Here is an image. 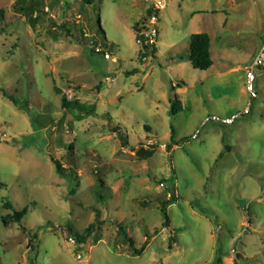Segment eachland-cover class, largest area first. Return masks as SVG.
<instances>
[{
	"label": "rangeland",
	"instance_id": "rangeland-1",
	"mask_svg": "<svg viewBox=\"0 0 264 264\" xmlns=\"http://www.w3.org/2000/svg\"><path fill=\"white\" fill-rule=\"evenodd\" d=\"M165 1L145 60L134 26L151 0H0V264H264V69L257 98L245 87L264 0ZM196 32L206 70L189 60Z\"/></svg>",
	"mask_w": 264,
	"mask_h": 264
},
{
	"label": "trees",
	"instance_id": "trees-1",
	"mask_svg": "<svg viewBox=\"0 0 264 264\" xmlns=\"http://www.w3.org/2000/svg\"><path fill=\"white\" fill-rule=\"evenodd\" d=\"M86 1L87 3H91V0H84ZM150 11V9H148V12ZM135 28V31L137 30L138 28V25H135L134 26ZM210 41H211V38H210V35L208 33H193L190 35V44H189V59H190V62L192 64V66L195 68V69H200V70H206L208 69L210 66H212L213 64V60H212V57H211V51H210ZM93 44H95V41H92ZM158 48L157 47H153L152 49H149L150 53L154 56L155 53L157 52ZM94 52H97V51H94ZM98 53V52H97ZM178 87H180V85H176ZM5 96L9 97L17 106H19L20 108L22 109H28V103L26 102V105H22L21 102L17 99V98H14L13 96L11 95H8V94H4ZM176 102L179 104V106H181V102L179 100H176ZM64 105L65 106H68V107H73V108H83L85 107L84 105H81L78 101H71L69 100L68 98H64ZM83 109H86V108H83ZM91 109H86L85 110V114L86 115H89L91 114ZM116 134L120 137L121 139V142L124 144V145H129V142H128V136L121 132L120 130V127L119 126H115L114 129H113ZM175 134H176V131H175V128L172 127V131H171V139H172V143L176 144L175 143ZM171 147V145H169ZM54 164H55V167H56V171L63 177H70L71 175L67 172V169L66 167L63 165V163L58 160V159H52ZM99 182L102 186H104L105 182L104 180L99 177ZM2 184L0 183V189L2 188ZM178 200V197L175 196V195H171L170 198L168 199H164L162 202H161V209H162V212L164 213L165 217H166V221L163 223V225L165 227L169 226L170 224V219L168 217V206H170L171 204L175 203L176 201ZM4 206L6 208H10V209H15L14 206L10 203V202H5L4 203ZM17 220L19 221L20 220V216H21V213L18 212V211H15L14 212ZM94 223L90 224L84 233L82 234H76V239L78 242H84L88 236L91 234L92 230H93V227H94ZM119 229L123 231V233L125 234L126 236V239L128 240L129 242V245H130V248L132 249V251L136 254H141L142 251L144 250L145 246L147 245V241L144 243V245L141 247V248H137L135 247V242L133 240L132 237H130L128 234H127V231L125 229V227H123L122 225H119ZM147 238H149V236H147Z\"/></svg>",
	"mask_w": 264,
	"mask_h": 264
},
{
	"label": "built area",
	"instance_id": "built-area-1",
	"mask_svg": "<svg viewBox=\"0 0 264 264\" xmlns=\"http://www.w3.org/2000/svg\"><path fill=\"white\" fill-rule=\"evenodd\" d=\"M152 5L148 8L150 11L147 13V18L145 21L138 25L136 30V42L140 46L143 53V58L146 60L152 54L149 49L157 47L158 37H159V22H160V12L166 6L165 0H151ZM100 50V49H99ZM97 50L98 52H100ZM105 58L111 59L112 54L105 51L103 52ZM114 60H116L114 58ZM259 69H264V38L262 41L261 48L257 52L250 66L247 67L245 87L251 99H255L259 96L256 89L257 71ZM69 98H72V93L68 94ZM251 112V104L249 103L243 110L234 112L232 115L223 116L220 114H209L203 118L200 128L192 134L191 138H198L201 133V127H204L208 123H216L222 125H233L236 121Z\"/></svg>",
	"mask_w": 264,
	"mask_h": 264
},
{
	"label": "crops",
	"instance_id": "crops-1",
	"mask_svg": "<svg viewBox=\"0 0 264 264\" xmlns=\"http://www.w3.org/2000/svg\"><path fill=\"white\" fill-rule=\"evenodd\" d=\"M197 33V32H196ZM190 60V59H189ZM180 84V83H179ZM178 87V86H177ZM245 108V107H244ZM234 112L231 110V112L230 113H227V114H223V113H221L220 115H223V116H229V115H232ZM251 113V112H250ZM214 114V113H213ZM209 115V114H208ZM207 116V115H206ZM203 120V119H202ZM202 120H201V122H202ZM235 124V123H234ZM200 125H201V123H200ZM198 129V128H197Z\"/></svg>",
	"mask_w": 264,
	"mask_h": 264
}]
</instances>
